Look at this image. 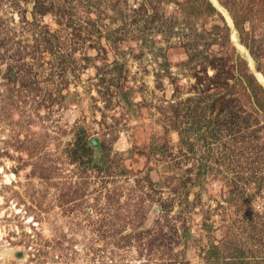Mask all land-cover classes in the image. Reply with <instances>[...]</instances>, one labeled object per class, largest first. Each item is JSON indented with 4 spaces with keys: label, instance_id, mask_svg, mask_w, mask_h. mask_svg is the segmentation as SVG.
Instances as JSON below:
<instances>
[{
    "label": "rangeland",
    "instance_id": "obj_1",
    "mask_svg": "<svg viewBox=\"0 0 264 264\" xmlns=\"http://www.w3.org/2000/svg\"><path fill=\"white\" fill-rule=\"evenodd\" d=\"M0 264H264V0H0Z\"/></svg>",
    "mask_w": 264,
    "mask_h": 264
},
{
    "label": "water",
    "instance_id": "obj_2",
    "mask_svg": "<svg viewBox=\"0 0 264 264\" xmlns=\"http://www.w3.org/2000/svg\"><path fill=\"white\" fill-rule=\"evenodd\" d=\"M93 142H97V138H94V139H93Z\"/></svg>",
    "mask_w": 264,
    "mask_h": 264
}]
</instances>
